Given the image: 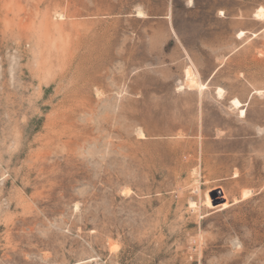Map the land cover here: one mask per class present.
<instances>
[{
	"label": "rangeland",
	"instance_id": "374dc122",
	"mask_svg": "<svg viewBox=\"0 0 264 264\" xmlns=\"http://www.w3.org/2000/svg\"><path fill=\"white\" fill-rule=\"evenodd\" d=\"M0 264H264V0H0Z\"/></svg>",
	"mask_w": 264,
	"mask_h": 264
},
{
	"label": "bare ground",
	"instance_id": "6f19581e",
	"mask_svg": "<svg viewBox=\"0 0 264 264\" xmlns=\"http://www.w3.org/2000/svg\"><path fill=\"white\" fill-rule=\"evenodd\" d=\"M259 11H260V9H259ZM260 13H262V11H260ZM262 17H263V15H262ZM240 35H243V33L242 34H240ZM240 38V37H239ZM186 73V72H185ZM192 72H190L189 70L187 71V77H188V79H189V82H188V84H190L192 87H194L193 85H198V87H200V90L201 89H205L206 87H205V85H203V84H200V83H197V81H199V80H197L196 81V79L194 78V76L191 74ZM196 77H197V75H196ZM187 82V81H186ZM196 87V86H195ZM197 87V88H198ZM220 91V90H219ZM219 93V92H218ZM220 94V93H219ZM233 104H234V108L235 107H237V108H239V107H241V103L238 101V100H233ZM236 109V108H235ZM241 115L242 116H244L245 115V110L244 109H242L241 110ZM241 116V117H242ZM222 193V192H221ZM224 197V196H223ZM216 199H218V198H215L214 196H212V197H210L209 195L207 196V204H208V206H210V207H221V208H225V207H227V203H221V204H214V201H216ZM225 199V198H224ZM227 201H228V199H227ZM226 201V202H227ZM213 203V204H212Z\"/></svg>",
	"mask_w": 264,
	"mask_h": 264
},
{
	"label": "water",
	"instance_id": "95a60500",
	"mask_svg": "<svg viewBox=\"0 0 264 264\" xmlns=\"http://www.w3.org/2000/svg\"><path fill=\"white\" fill-rule=\"evenodd\" d=\"M215 204V203H214Z\"/></svg>",
	"mask_w": 264,
	"mask_h": 264
}]
</instances>
